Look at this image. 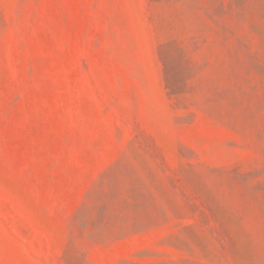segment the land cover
Listing matches in <instances>:
<instances>
[{
    "label": "rangeland",
    "instance_id": "374dc122",
    "mask_svg": "<svg viewBox=\"0 0 264 264\" xmlns=\"http://www.w3.org/2000/svg\"><path fill=\"white\" fill-rule=\"evenodd\" d=\"M0 264H264V0H0Z\"/></svg>",
    "mask_w": 264,
    "mask_h": 264
}]
</instances>
